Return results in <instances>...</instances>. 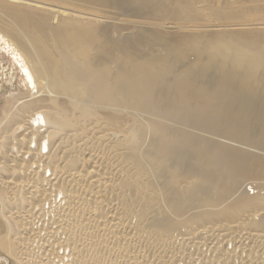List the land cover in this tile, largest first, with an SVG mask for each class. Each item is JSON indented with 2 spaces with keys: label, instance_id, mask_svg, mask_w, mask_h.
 Here are the masks:
<instances>
[{
  "label": "bare ground",
  "instance_id": "obj_1",
  "mask_svg": "<svg viewBox=\"0 0 264 264\" xmlns=\"http://www.w3.org/2000/svg\"><path fill=\"white\" fill-rule=\"evenodd\" d=\"M228 2L0 0V264H264V0Z\"/></svg>",
  "mask_w": 264,
  "mask_h": 264
},
{
  "label": "rangeland",
  "instance_id": "obj_2",
  "mask_svg": "<svg viewBox=\"0 0 264 264\" xmlns=\"http://www.w3.org/2000/svg\"><path fill=\"white\" fill-rule=\"evenodd\" d=\"M209 1L212 2L213 0H209ZM214 1H218L220 4H221V3H224V4L227 3V4H229L228 0H214ZM226 1H227V2H226ZM228 8H229V7H228ZM0 60H1V61H0V65H2V67H4V70H9V67H10V64H11V63L8 64V63L3 62L2 59H0ZM21 85H22V83H21ZM1 90H3V91H1ZM21 90L24 91L23 89H21ZM1 92H2V93H1ZM3 93H4V89H2V88L0 87V95L3 94ZM5 110H6V109H4L3 107L0 106V111H2V113H5ZM40 124L43 125V126H42V129L44 130V129H45V125H44L43 123H40ZM61 137H64V135L61 136ZM11 144L16 145L14 142L11 143ZM11 144H9L8 147H10ZM33 146H34V145H33ZM33 146H32V147H33ZM31 206H32V205H30L29 207H31ZM27 207H28V206H27Z\"/></svg>",
  "mask_w": 264,
  "mask_h": 264
},
{
  "label": "built area",
  "instance_id": "obj_3",
  "mask_svg": "<svg viewBox=\"0 0 264 264\" xmlns=\"http://www.w3.org/2000/svg\"><path fill=\"white\" fill-rule=\"evenodd\" d=\"M47 151L48 150L46 148L42 150L43 153H47ZM49 175H50V173H47V176H49ZM251 193H253V191H251Z\"/></svg>",
  "mask_w": 264,
  "mask_h": 264
}]
</instances>
